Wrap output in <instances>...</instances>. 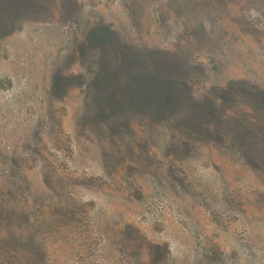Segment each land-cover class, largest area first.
Wrapping results in <instances>:
<instances>
[{
  "label": "rangeland",
  "instance_id": "obj_1",
  "mask_svg": "<svg viewBox=\"0 0 264 264\" xmlns=\"http://www.w3.org/2000/svg\"><path fill=\"white\" fill-rule=\"evenodd\" d=\"M123 49L180 111L91 120ZM0 264H264V0H0Z\"/></svg>",
  "mask_w": 264,
  "mask_h": 264
},
{
  "label": "trees",
  "instance_id": "obj_2",
  "mask_svg": "<svg viewBox=\"0 0 264 264\" xmlns=\"http://www.w3.org/2000/svg\"><path fill=\"white\" fill-rule=\"evenodd\" d=\"M13 6H16L14 8L18 9L17 13H20L22 8H26V6L21 3ZM123 52V56H126L129 61L133 62L135 67L131 66V70L124 71L120 68L119 62L115 68H112V70L103 74L102 78L106 80L109 73L118 68L117 70L123 73V76L120 75L118 77L122 83L119 86H115L114 83L106 82L108 89L112 85H114V87L107 90V101H103L100 105H97V110H93L91 114V120L93 122L97 123L103 120H110L118 115L131 117L134 114L146 111L151 113L155 112L157 116L162 117L164 114H173L183 108L185 103L184 89L178 85H176L177 88H172V83H178V79L183 73L182 68H177L178 64H176L175 59L159 57L155 60L153 57L150 62H148L149 59H147L146 56H142L127 49H123ZM149 63L153 67H151ZM137 68H143V70H139ZM125 73H128L129 78H134L132 77V74H137L138 78L142 80V86L135 87L136 85L131 83L132 80H130ZM120 80H118V82ZM180 92L183 94L182 97H180ZM113 94L116 96L113 97ZM116 98H120L122 100L114 101ZM221 101L224 100L222 99ZM161 107H163V109ZM190 111L191 123L188 121V124L192 125L190 127H193L196 130L202 129L207 122L205 119L208 117L203 111V106L192 107V110Z\"/></svg>",
  "mask_w": 264,
  "mask_h": 264
}]
</instances>
